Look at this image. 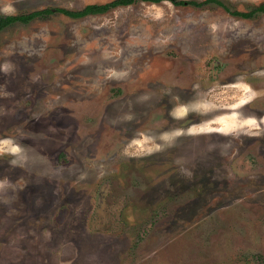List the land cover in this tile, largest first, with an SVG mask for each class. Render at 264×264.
I'll list each match as a JSON object with an SVG mask.
<instances>
[{"label": "rangeland", "instance_id": "rangeland-1", "mask_svg": "<svg viewBox=\"0 0 264 264\" xmlns=\"http://www.w3.org/2000/svg\"><path fill=\"white\" fill-rule=\"evenodd\" d=\"M111 1L0 0V264H264V0Z\"/></svg>", "mask_w": 264, "mask_h": 264}, {"label": "trees", "instance_id": "trees-1", "mask_svg": "<svg viewBox=\"0 0 264 264\" xmlns=\"http://www.w3.org/2000/svg\"><path fill=\"white\" fill-rule=\"evenodd\" d=\"M135 1H138V0H113V1H111L109 3H105V4L86 5L81 10H77V11L66 10V9H56L55 11L64 13L65 15H67L71 18H79V17H84L86 15L102 14V13L107 12L111 8H114L117 6H127V5L134 3ZM140 1L158 3V2L163 1V0H140ZM170 1L174 5H184V6L185 5L200 6V5H203L205 3H209V2H214L220 6H223V4L218 0H206L202 3H198L196 1H185V0H170ZM223 7L227 12H229L227 7H225V6H223ZM51 11L52 10H50V9H45L42 11L33 12V13L29 14V16L35 17V16H39L42 14H47ZM256 12H264V4H261L257 7H255L253 10H250L249 12H246V13H241V12H237V11L230 12V13L233 15H239V16L244 17V18H249ZM20 18H21L20 16L18 17V16H11V15L0 16V28L6 27L10 24H14L15 22L19 21Z\"/></svg>", "mask_w": 264, "mask_h": 264}, {"label": "flooded vegetation", "instance_id": "flooded-vegetation-1", "mask_svg": "<svg viewBox=\"0 0 264 264\" xmlns=\"http://www.w3.org/2000/svg\"><path fill=\"white\" fill-rule=\"evenodd\" d=\"M172 111V110H171ZM169 113V112H168ZM264 112H260V114H258V115H254L253 117L251 116H249L250 118H253L254 120H257V121H259L260 123L262 122V125H263V123H264V114H263ZM169 114H173V111L171 112V113H169ZM174 115V114H173ZM174 117H175V115H174ZM248 117V118H249ZM184 127H182L181 129H183ZM189 128H191V126L189 127H187L186 129H188L189 130ZM188 130H187V132H188ZM189 133V132H188ZM253 160V159H252ZM257 160H259L258 159V157H257ZM250 161V160H249Z\"/></svg>", "mask_w": 264, "mask_h": 264}]
</instances>
